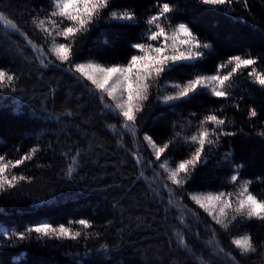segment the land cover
Here are the masks:
<instances>
[{
	"label": "trees",
	"instance_id": "obj_1",
	"mask_svg": "<svg viewBox=\"0 0 264 264\" xmlns=\"http://www.w3.org/2000/svg\"><path fill=\"white\" fill-rule=\"evenodd\" d=\"M114 2L117 11L134 10L138 22L106 20L97 24L77 40V62L124 63L134 51L129 45L144 31V20L154 13L156 0ZM170 2L178 5L173 19L190 22L198 37L212 45L196 62L198 72L213 74L229 56L245 54L258 57L253 67L264 72V0H247V6L245 0H234L219 9L200 5L198 0ZM48 5L49 0H0V11L18 22L34 42L44 45L42 34L29 22V13L43 10V17ZM0 45L6 49L0 51V68L21 77L15 92L0 91V155L14 160L32 147L39 150L31 160L9 170V175L31 177V183L21 182L0 193V264H231L216 254L209 224L216 230L219 246L236 255L240 264H264L260 251L240 257L230 243L231 238L249 233L257 245L264 244V222L241 217L225 231L189 199V194L238 190V184L229 183L232 172L224 162L227 152L235 164L244 165L240 177L253 181L250 191L264 199V137L257 135L264 131V88L247 75L251 69L234 76L233 95L228 100L201 90L173 108L157 102L154 90L139 117L138 134L132 137L124 134L118 123L121 118L100 104V94L89 90L87 81L78 80V74L63 66L42 67L23 37L3 24ZM46 46H52L51 37ZM194 74L184 68L171 79L186 80ZM220 108L231 122L228 128L237 134L222 138L219 147L209 152L207 162L198 165L184 188L170 197L175 186L164 178L160 161L148 163L155 158L143 136L150 135L163 145L181 132L162 157L175 166L195 147L183 137L195 131L196 122L209 110ZM250 108L257 111L255 118L249 117ZM77 151L75 171L68 177L70 157ZM137 151L142 156L139 165L134 159ZM79 219L89 220L93 227L84 230L73 223ZM39 223L64 224L81 231L82 236L76 241L35 234L23 241L13 238L12 233L25 232ZM181 236L186 247L179 244Z\"/></svg>",
	"mask_w": 264,
	"mask_h": 264
},
{
	"label": "snow or ice",
	"instance_id": "obj_2",
	"mask_svg": "<svg viewBox=\"0 0 264 264\" xmlns=\"http://www.w3.org/2000/svg\"><path fill=\"white\" fill-rule=\"evenodd\" d=\"M200 5L211 6L219 9L224 5H231L234 0H198ZM247 6V0H245ZM154 13L144 20V31L136 42L130 43V49L134 50L124 63L105 65L95 62L80 63L75 57L78 52L75 47L79 38L85 37L95 26L104 21L125 23L138 22L134 10L125 8L117 11L114 0H49L48 10L41 17L39 11L29 13L30 24L42 34L44 45H38L26 32H23L18 22H14L3 11H0V24L5 29L10 28L14 33L23 37L29 49L34 54V59L39 60L44 68L54 65L61 66L68 72L78 74V80L87 81L91 86L89 90L99 93L100 104L118 118V123L124 130V134L136 137L138 134L139 117L142 111L151 101L155 90V100L159 103L177 107L176 102L190 101L201 90H206L212 97L220 100H228L232 95L234 76L244 69H251L247 73L254 78L253 83L264 88V72L253 67L258 63V57L250 54L232 55L219 63L213 74H203L197 71V61L205 56V51L212 45L202 41L190 26V22L173 19V14L178 11V5L174 6L170 0H156ZM11 33H5L10 35ZM51 37V47H47L48 38ZM0 51H6L0 45ZM54 57L55 59H51ZM58 62V63H57ZM184 68L191 69L195 74L186 80H172L174 72ZM227 70V71H225ZM21 77L10 69L0 68V91L7 89L15 92ZM88 85H85L87 88ZM107 98V99H106ZM111 101V103H108ZM238 108L239 105L237 104ZM223 108L209 110L206 115L196 122L195 131L191 135L183 137L185 143L195 145L188 158L181 159L175 166H169L167 158L162 160L169 147L181 137V132H176L172 140L159 145L152 136L145 134L143 141L153 150L154 160H149L150 165L160 161L158 167L166 174V181L175 186L169 191L170 197L175 195L176 189H183L184 185L192 178L198 165L207 162L209 152L219 147L222 138L235 136L237 133L228 128L230 121L223 115ZM70 114V113H69ZM193 117L196 113L191 114ZM258 115L255 108L249 109V117ZM189 126L193 121L189 120ZM113 129L116 125H111ZM257 135L264 137V131ZM122 138V137H121ZM19 151V150H17ZM39 150L32 147L28 152L16 159H6L0 155V193L15 189L21 182L31 183L32 178L12 173L10 168H17L29 161ZM71 156V163L66 170V175L71 177L75 171L77 157ZM137 165L142 163V156L137 151L134 154ZM224 162L228 164L232 174L229 183L238 184V190L233 192L220 191L217 193L189 194L199 209H202L215 225H220L227 231L230 225L238 218L257 220L264 222V199L258 198L250 191L252 180H242L240 170L243 164H235L230 152L225 153ZM143 175V173L141 174ZM259 179V177L257 178ZM165 189L169 185L165 184ZM171 199L169 203H171ZM185 207H187L185 205ZM189 211H192L189 209ZM231 213V215H230ZM198 216V213L193 212ZM82 229H91L93 225L87 219H79L73 222ZM212 237V243L216 245V254H222L231 264H240L237 256L232 252H225L219 246L216 230L212 224L207 225ZM35 234L39 238H55L57 240L76 241L81 238L82 232L74 231L64 224L54 226L51 223H39L27 228L25 232L12 233L13 238L23 241ZM87 238V233H84ZM231 245L238 250L240 257L256 254L260 251L264 257V244L257 245L249 233L231 238ZM179 244L186 247L184 238H179ZM105 246L101 245V248Z\"/></svg>",
	"mask_w": 264,
	"mask_h": 264
}]
</instances>
